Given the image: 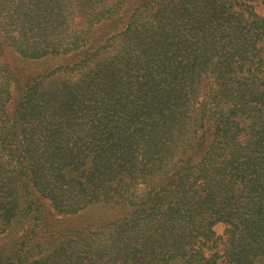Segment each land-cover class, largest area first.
Segmentation results:
<instances>
[{
    "label": "trees",
    "instance_id": "1",
    "mask_svg": "<svg viewBox=\"0 0 264 264\" xmlns=\"http://www.w3.org/2000/svg\"><path fill=\"white\" fill-rule=\"evenodd\" d=\"M105 1L0 0L1 47L34 58L78 50L70 69H83L76 79L63 67L31 79L11 113L14 76L0 59V234L16 214L43 220L32 185L76 214L88 192L123 197L137 176L159 172L138 204L126 198L138 205L135 224L103 240L101 223L85 227L95 237L84 253L74 241L84 229H75L61 264H121L135 248L157 264L264 260V16L249 0H144L116 52L100 53L88 44L93 28L123 2ZM72 12L80 27L63 35ZM61 165L79 176L59 173ZM40 167L52 174L40 176ZM219 220L229 223L221 260L203 247H216ZM26 243L17 238L8 263Z\"/></svg>",
    "mask_w": 264,
    "mask_h": 264
},
{
    "label": "rangeland",
    "instance_id": "2",
    "mask_svg": "<svg viewBox=\"0 0 264 264\" xmlns=\"http://www.w3.org/2000/svg\"><path fill=\"white\" fill-rule=\"evenodd\" d=\"M112 1L115 0H107L105 2L111 3ZM143 1L144 0H123L120 6L114 9L105 20L100 22L97 26H94L93 32H95V34L92 35V38H90L88 42V44H91V47L89 46L90 50L93 51L95 47L102 46L100 47V53L105 51H108V53L116 52L121 33L125 29L131 14ZM249 2L252 4L253 10L257 15L264 16V5L261 0H249ZM67 19L68 25L64 26L62 34H67V36H69L70 34H74V29L78 30L80 26L78 24L79 18L74 12H72ZM97 28H100V30L95 31ZM0 48V59L14 76L13 81L8 85L13 95V100L8 102V109L11 113L20 107L22 91L31 79L38 76L43 77L49 75L51 72L62 67L65 69L62 73L65 72L67 77L76 79L81 70H83L80 67L70 69L74 64V58L77 57L74 55L78 53L80 54L78 56H81V52L78 50L60 52L57 54L47 53L44 56L34 58L23 57L12 48L6 46H0ZM83 48L84 45L80 44V49L83 50ZM88 56H90V53ZM31 132L38 138H42L44 135L49 134L41 130H31ZM85 133V131L83 133L81 132L84 141L89 140V138L84 135ZM72 143L73 142L70 144ZM12 163L7 166L9 171L12 170ZM55 165L56 163L52 166ZM58 172H63L71 177L79 176V170L72 168L70 165H61ZM158 173L151 175L150 172L137 176L136 179L129 183L127 186L129 190L123 197L119 194L118 196L111 195L110 192L105 194L99 193L97 196L91 197V193L88 192L87 204L76 214L65 215L58 209L52 207L50 200L46 196L40 194V191H38L36 186L32 185V182L29 183L32 185L30 188L33 194L32 197L35 202H38L42 207L40 215L43 220L41 222L33 221L32 212L25 217L16 214L17 219L14 222L11 232L0 234V256L4 254L0 264H2L3 261H5V264H37L36 262L44 260L48 262V264H61V262L67 260V252L64 249L65 241L70 236L73 237L71 240H74L76 234L73 232H76L75 229H84L79 233L80 236L76 238L77 240H74L77 241L75 246L77 250H79V253H84L86 249L89 250L92 248L91 244L94 243L95 237V235L85 227L94 228L97 224L101 223L102 225L99 227V230L105 235H103L104 237H101L100 240H103L107 239L113 231H117V226L122 222H134L135 224L138 214H134L133 211L138 209V205H133V207L127 205L125 202L126 198L130 196L131 199L138 204V200H141L144 196L143 192H146L149 188L148 183L152 182L155 184L161 180L158 178ZM51 174V169L48 171L44 167H40V176L48 177ZM145 180H148V182L146 183ZM115 199H120L118 200L120 203L111 205ZM122 202L126 204L122 205ZM19 211H21V209ZM116 222L119 223L117 224ZM35 224H37L36 227ZM228 225L229 223L219 220L213 226L215 236L217 237L213 246L216 245V247L207 249L206 244L203 246L204 249L206 248V253L217 250L220 254V260L227 247H229L228 234L226 232ZM33 229L37 230V232L34 233ZM24 237L27 239V243L25 244L27 247L26 253L23 254V252L20 251V257L14 258L13 263H11V260H9L10 263H8L6 257L9 255V249L16 248L17 238H19L20 241ZM208 245H211V243H208ZM133 251V254H130V257L127 256L124 258L121 264H157L153 260H142L143 257L140 255V250L138 251V248H135ZM254 263L264 264V260H257ZM172 264H181V262Z\"/></svg>",
    "mask_w": 264,
    "mask_h": 264
}]
</instances>
